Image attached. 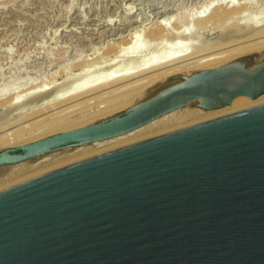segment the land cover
Returning a JSON list of instances; mask_svg holds the SVG:
<instances>
[{"label": "water", "instance_id": "water-1", "mask_svg": "<svg viewBox=\"0 0 264 264\" xmlns=\"http://www.w3.org/2000/svg\"><path fill=\"white\" fill-rule=\"evenodd\" d=\"M112 117L0 150V166L120 135L195 100L264 94V60L180 74ZM0 264H264V103L0 187Z\"/></svg>", "mask_w": 264, "mask_h": 264}, {"label": "bare ground", "instance_id": "bare-ground-1", "mask_svg": "<svg viewBox=\"0 0 264 264\" xmlns=\"http://www.w3.org/2000/svg\"><path fill=\"white\" fill-rule=\"evenodd\" d=\"M228 1L224 0L225 3ZM233 1H235L233 5H229V3L225 5L223 0L221 1L222 3L219 1L220 4L213 5L214 7L208 5L212 7L210 12L207 5H204V8L206 6L205 9L201 6L203 10H199L200 12L196 16L197 20L194 16L195 27L194 25L192 26L193 28L189 27L191 25L189 23L192 21L189 22L190 20H187L189 32H186L187 28L185 29L184 25L182 28L185 30L179 29L181 26L177 28L176 25V30L169 32L170 28H167L166 22H164L166 25L163 24V20H160L162 23L155 22L148 30L143 27L151 35L146 34V36L152 37L153 41L146 39L144 42L143 39H140L139 35L143 32V28L138 30L137 34H133L130 31L132 34L129 37L122 38L117 45L114 43L111 47L109 46V49H111L109 53L113 50V54L108 59L111 66L108 70L107 66L100 63L98 71L101 73L98 75H88L87 70L85 69L86 72H84L83 66H81L80 68L83 71H79L73 76L68 75L62 79V82L49 88L45 86V81H42V83L38 82L36 85L28 81L27 84H16L13 82L4 85L0 89V107L6 106L9 109L23 107L30 102L37 103V107L34 108V106L29 112H24L15 123L13 122L15 127L11 133L12 137L7 131L0 133V150L28 144L47 136L86 126L134 108L160 95L164 89L178 82L179 80L174 78L180 74H191L195 71L216 68L243 56H253L254 62L264 60V8L256 9L255 2L254 0L252 1L254 2L252 4L255 7L254 10L259 13L258 16H261L259 19L263 20L258 23V21L250 18L252 13L241 12L246 6L249 7L246 1L247 4L240 3L241 0L239 4H237L236 0ZM262 2L264 5V0ZM211 3L213 2L209 1L207 4ZM232 3L230 2V4ZM249 4H251V0ZM247 7L245 9H248ZM240 12L244 16L236 17L235 13ZM186 14L187 16L191 15L190 12ZM186 14L184 15L186 16ZM189 18L191 17L189 16ZM213 20L219 25L216 28H220V32L223 33L224 31L222 30L225 28L226 33L230 31V34L224 37L223 34L225 33H221V39L215 42L217 53L209 51L210 54H208L205 50L209 49L208 43L210 40H206V37L203 36H199V39L197 37V42L195 39L197 33H202L200 32L202 31L201 29L206 28L207 24ZM260 23L263 24L261 25ZM168 32L169 34L166 35ZM249 32L252 34H247ZM245 35H248V37ZM164 36L168 37L171 43L168 42L169 44L163 45L159 53L156 52L158 54L157 56L155 55V58L146 61L148 53L158 49V39L162 37V39H166ZM141 38L143 37L141 36ZM146 41L152 43L147 44L148 42L146 43ZM160 41L162 43V40ZM221 48L224 49L221 50ZM107 51L109 50L107 49ZM65 71L69 73L68 70ZM97 101H107L109 104L106 102V107L105 105L100 106V108H104H99L96 112H90L91 114H84L85 110H87L86 108ZM200 102L201 100H195L175 108L117 136L58 148L18 163L2 165L0 166V187L42 170L118 144L205 118L222 117L258 106L264 103V94L256 98L244 94L238 95L230 104L210 109L201 107L199 105Z\"/></svg>", "mask_w": 264, "mask_h": 264}, {"label": "rangeland", "instance_id": "rangeland-1", "mask_svg": "<svg viewBox=\"0 0 264 264\" xmlns=\"http://www.w3.org/2000/svg\"><path fill=\"white\" fill-rule=\"evenodd\" d=\"M209 1L213 3L207 4ZM219 1L222 0H0V89L6 84L13 82L27 84V81L35 85L38 82L45 81L46 84H43L49 88L62 82V79L68 75L73 76L83 70L86 72L85 69L90 76L98 75L101 73L98 71L100 63L107 66L109 70L111 63L108 59L113 54V50L109 53L111 50L109 48L114 43L117 45L122 38H127L132 33L137 34L138 30L143 27L148 30L150 26L152 27L155 22H160V20H163V24L166 22L168 26L166 27L171 29L168 30L169 32L176 30V25L177 28L181 26L179 27L181 30L184 25L183 27L187 28L186 32H189V27L194 25V16L196 19L199 10L202 11L204 5L214 7L213 5L218 4ZM229 1L233 3L230 4ZM229 1L226 2L229 5H233L235 2L233 0ZM239 1L236 0L237 4H239ZM242 1L240 3L247 2L253 10L255 7L256 9L264 8L262 0H254L255 3L251 0V4H249L250 0ZM253 3L255 7L252 5ZM212 7L208 6L209 12ZM249 7H247L248 9L243 8L241 12L252 13L250 18L258 21V23L263 21L259 19L261 18L260 15L258 16L259 13L255 10L253 12L252 8ZM187 12H190L191 15L187 16ZM241 12L235 13V16H244ZM255 15L258 16V18L256 16L257 19ZM187 20L194 22L189 23L191 24L189 26ZM213 21L208 23L206 28L201 29L200 32L202 33H197L195 39L197 42L199 36H203L206 37V40H210L208 43L209 49L205 50L208 54H210L209 51L217 53L215 42L222 37L221 29L216 28L218 24L215 20ZM172 25H174V28L170 27ZM144 28L141 35H139L140 39H143L144 42L146 39L152 40V37L146 36L148 32ZM225 30L223 28L222 31L225 34H222L227 37L230 31L227 29L228 32L226 33ZM252 33L247 34L251 35ZM148 35L151 36L150 33ZM245 36L248 37V35ZM164 37L166 39H162L163 37L158 39V49L156 47L158 51L149 52L146 61L155 58V55L157 56L161 50L160 48L169 44L168 37ZM143 40L141 41L143 42ZM160 40H162V43ZM146 43L152 42L146 41ZM223 49L221 48V50ZM81 63L82 65H80ZM81 66H83V70L80 68ZM65 70H68L69 73H66ZM100 102L97 101L88 106L84 114L96 112L100 106L105 105L106 107V104H109L107 101V103L105 101ZM33 107L36 108L37 103L30 102L23 107L10 109L6 106L0 107V133L7 131L12 137L11 133L15 127L13 126L15 121Z\"/></svg>", "mask_w": 264, "mask_h": 264}]
</instances>
